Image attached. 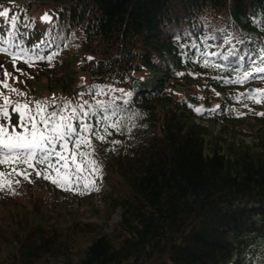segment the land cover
<instances>
[{
    "label": "trees",
    "instance_id": "obj_1",
    "mask_svg": "<svg viewBox=\"0 0 264 264\" xmlns=\"http://www.w3.org/2000/svg\"><path fill=\"white\" fill-rule=\"evenodd\" d=\"M13 2L0 0L11 16L0 20V41L35 45L45 58L19 59L10 76L1 75L23 95L1 84L0 103L4 95L33 109L43 101L52 112L71 101L76 115L83 105L89 115L72 123L78 131L81 122L91 125L81 134L92 148L86 145L72 183L94 181L90 193L113 185L112 210L122 213L113 232L85 249L74 241L95 231L90 223L58 232L37 218L22 229L17 222L9 232L14 250L0 264H42L51 256L63 264H264V139L249 150L209 143L208 129L196 122L241 126V134L264 128L257 94L264 73L254 71L264 67V0H48L37 3L40 11L35 2ZM45 14L51 19L43 23ZM73 54L76 64L67 61ZM38 74L51 94L36 92ZM37 166L31 180L45 184L36 174L44 165ZM20 173L6 175L0 204L8 214L27 201L50 209ZM6 237L0 232V242Z\"/></svg>",
    "mask_w": 264,
    "mask_h": 264
},
{
    "label": "snow or ice",
    "instance_id": "obj_2",
    "mask_svg": "<svg viewBox=\"0 0 264 264\" xmlns=\"http://www.w3.org/2000/svg\"><path fill=\"white\" fill-rule=\"evenodd\" d=\"M8 11H0V17H7ZM46 22L50 21V17L45 14L42 17ZM12 26L15 27L16 19L13 18ZM18 51L12 54L13 64L15 65L18 59H24L25 63H31L34 59H44L45 57L40 56L38 53L34 52L35 45L32 47L22 46L20 41L17 40L14 45ZM0 52H8L7 48H0ZM29 53H32L30 55ZM251 56V53H249ZM47 59L51 60L52 57L49 56ZM254 63V62H253ZM261 64H264V53L261 54ZM2 67V66H0ZM19 70V69H17ZM254 71L257 73H264V67H255ZM5 76H10V73L5 71ZM251 76V73L245 74V79ZM0 84L3 85V88L9 89L12 92H16L18 95H23L19 93L17 89L10 88L9 84L6 81H0ZM258 95L264 97V91L257 92ZM255 98V97H254ZM256 102H260L257 100ZM31 101L26 103L15 102L7 96L4 95L3 103H0V164H24L28 168H34V161L40 164H47L48 168H54L56 171V179H53L50 175L46 178L52 179L53 183H57L59 186L70 189L73 182V173L69 170L68 159L69 157L65 153L69 152V143H73L75 149H79L82 145H87V147L92 148L91 141L86 135L81 133H90L92 132V127L88 123L81 122L79 124V131L72 123L73 119L77 121L81 120V116L87 117L88 112H85L83 105L80 106V114L76 115L77 109L72 108L71 101H68L67 104L61 106L60 111L47 112L48 102L36 101L35 108H30L29 104ZM54 103V101H52ZM87 104V101H85ZM99 107L103 108L104 105L99 103ZM11 106L12 111L17 113L19 116L18 121L13 124L11 120V115L9 112V107ZM68 108H71V113L73 115H66L65 112ZM199 111V109H197ZM264 115V114H262ZM105 120H108L107 115L104 116ZM111 127L119 130L118 124H112ZM11 129V130H10ZM16 129H22V131H17ZM104 132L108 134V129L105 128ZM75 136L76 139L73 140L72 137ZM97 138L101 141L105 139V136L97 135ZM62 149V151L57 152L56 146ZM76 152H72L71 160L75 163ZM79 155L84 156L85 153H79ZM57 156L59 160L65 161L63 168L67 170L63 175L59 168L51 163V157ZM39 157V159H37ZM90 164H95L94 161H90ZM95 170V169H94ZM15 171V169H13ZM76 171H83L80 164H76ZM24 176L25 179L29 178L27 171H22L20 173ZM40 175V172L36 173ZM76 181H79V177H75ZM94 184L92 182H86L84 187L88 188L89 184Z\"/></svg>",
    "mask_w": 264,
    "mask_h": 264
},
{
    "label": "rangeland",
    "instance_id": "obj_3",
    "mask_svg": "<svg viewBox=\"0 0 264 264\" xmlns=\"http://www.w3.org/2000/svg\"><path fill=\"white\" fill-rule=\"evenodd\" d=\"M13 1L21 3L30 1L35 2L33 9L40 11L44 7L43 5L37 3L47 2L48 0H6V2L15 5ZM13 9L15 11L14 7ZM25 17L27 18V15H25ZM7 18L8 16L0 17V20L2 23H5ZM41 21L45 23L42 18ZM75 54L69 55L67 57V61H69V63H78L76 61L79 57L75 56ZM0 66H2L0 67V70L2 71H9L11 68V64L2 60V57H0ZM74 70H77V67H75ZM46 81L42 75L38 74L34 77V82L37 88L36 92L42 95L51 94V92H46ZM178 89H180L179 86ZM218 122L202 123V125L208 129L209 133L207 136V141L209 143H214L216 141L219 142L221 140V142L230 144L234 148L239 147L249 150L257 147L255 144L260 143L259 140L264 139V128H262L260 131L254 130L251 131V133L243 132V134H241V126L231 127V125H225L222 122ZM243 124L245 125V123ZM222 128L228 129L222 130ZM222 145L226 147V144ZM57 148H60L59 145L56 146V149ZM254 150L259 151L260 148H256ZM0 159H2V156H0ZM6 165L7 164H0V170ZM57 190L59 193L51 192L50 190L41 186L37 188L33 187L29 190L30 195H36L35 193H39L48 197L50 209L42 208V211H40L38 208L35 209L33 201H27L22 205L13 207L11 215H9L7 207L5 205L2 206L3 203L0 204V232L6 233L7 236L4 241L0 242L1 259H3L9 252L14 250V246L11 245L12 239L9 238V232L14 229V225L17 222H20L19 226L22 229L28 223L32 225V220H34L36 223L37 218L38 221H41L43 225L55 228L58 230V232H70L69 228L74 225L77 226V223H90L95 229L93 233H82L78 236L76 235L74 244L79 249H85L94 236L97 237L103 233L113 232L115 226L120 222L122 209L117 208L116 210H112L111 195L118 196V193L114 189L113 185L103 186V189L100 193L94 194H87L83 191L72 192L69 189H61V187H58ZM75 259H77V257ZM63 262L64 259L51 256L45 259L42 264H63Z\"/></svg>",
    "mask_w": 264,
    "mask_h": 264
}]
</instances>
